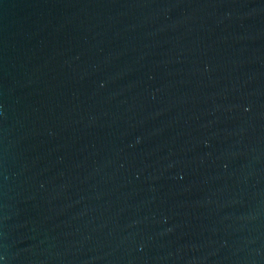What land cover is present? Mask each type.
Returning <instances> with one entry per match:
<instances>
[{
	"label": "water",
	"instance_id": "obj_1",
	"mask_svg": "<svg viewBox=\"0 0 264 264\" xmlns=\"http://www.w3.org/2000/svg\"><path fill=\"white\" fill-rule=\"evenodd\" d=\"M0 264H264V0H0Z\"/></svg>",
	"mask_w": 264,
	"mask_h": 264
}]
</instances>
